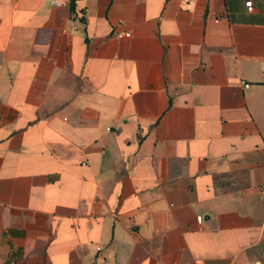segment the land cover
I'll return each instance as SVG.
<instances>
[{"label":"crops","instance_id":"obj_1","mask_svg":"<svg viewBox=\"0 0 264 264\" xmlns=\"http://www.w3.org/2000/svg\"><path fill=\"white\" fill-rule=\"evenodd\" d=\"M263 187L264 0H0V264H264Z\"/></svg>","mask_w":264,"mask_h":264},{"label":"built area","instance_id":"obj_2","mask_svg":"<svg viewBox=\"0 0 264 264\" xmlns=\"http://www.w3.org/2000/svg\"><path fill=\"white\" fill-rule=\"evenodd\" d=\"M66 3H67V2H65V1H54V2H53V4L58 5V6H63V5H65ZM252 5H253L252 2H248V3H247V6H248V9H249V10H252V8H253ZM263 189H264V187H263ZM202 220H203V218H202L201 216H199V217H198V221H199V222H202Z\"/></svg>","mask_w":264,"mask_h":264}]
</instances>
